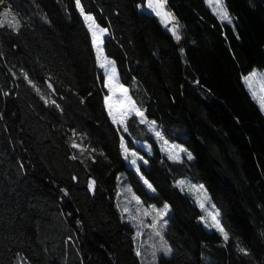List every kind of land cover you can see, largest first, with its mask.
I'll use <instances>...</instances> for the list:
<instances>
[{"label":"trees","instance_id":"1","mask_svg":"<svg viewBox=\"0 0 264 264\" xmlns=\"http://www.w3.org/2000/svg\"><path fill=\"white\" fill-rule=\"evenodd\" d=\"M127 1L134 11L145 2ZM79 2H3L18 27H0V264H141L133 227L118 209L120 172L143 203L168 204L171 254L155 264H264V112L243 80L264 68V0H222L231 24L206 0H165L158 31L178 42L171 10L184 60L172 70L160 46L144 41L155 73L149 79L135 78L141 53L127 2ZM95 23L107 30L100 51L89 27ZM107 57L146 117L130 116L122 134L97 69ZM151 121L191 154L187 165L167 157ZM122 136L146 158L139 172L153 193L126 166ZM133 141L149 143L152 153ZM182 172L205 187L227 242L206 228L202 210L176 184Z\"/></svg>","mask_w":264,"mask_h":264},{"label":"rangeland","instance_id":"2","mask_svg":"<svg viewBox=\"0 0 264 264\" xmlns=\"http://www.w3.org/2000/svg\"><path fill=\"white\" fill-rule=\"evenodd\" d=\"M125 1L129 5L127 6V11L129 12L128 27L136 43L138 44L141 53V57L138 58L141 67L135 74V78L149 79L155 77L151 59L146 54L144 49V41H147L150 44H158L161 48V58L167 64V66L172 70H180L181 64L184 60V56L181 50V26L172 11L169 10V13L172 17L171 20H173V24L176 27L175 29L177 31V34L180 37L178 42L174 43V45H170L169 40L160 31H158L156 22L158 20L157 18L165 14L163 11H168L169 9L165 0H152V3L154 5L153 8H149V0H145L143 5H138L135 8V11L132 9L128 1ZM206 2L212 12L217 15V11L219 10L217 0H206ZM221 3L223 5L222 0ZM156 4H159L160 6L155 7ZM5 11H8L7 17L4 16ZM157 13H159V15ZM80 14L82 15V12H80ZM14 24L18 27V21L16 17L9 11L4 3L0 4V27L6 26L8 28L16 30L17 27L14 28ZM91 28L92 33L93 31H95L96 38L98 41H100V38L102 37L100 29L101 27L96 24V26L92 25ZM105 35L106 32L104 33L103 38ZM108 59L111 60L110 58ZM112 61L113 60H111V62ZM106 62L107 59H102L99 67L97 68L98 71L103 75L104 79L103 86L106 92L104 103L107 97L108 99L106 100L105 104L106 110L113 125L119 129L121 134L124 132L126 133V121L130 116H136L138 121L141 122V117L137 116L134 112H128V110L132 107L133 104L137 109L139 108L131 98L128 91L126 93L124 92V89L127 88L119 82L118 76L116 77V69L114 72H106L105 68L101 67V64H105ZM254 70L257 73L264 74V68L253 69L243 77V80L245 82V85L247 86L248 92L258 104L260 110L264 112V107H262V105H264V91L260 89V78H254L253 82V88L257 91L259 100L253 97L252 90H250L248 83L244 79L245 77L249 76V74ZM109 105H111L112 115L109 114ZM113 116L117 121L116 123L113 122ZM144 119L146 121L145 115ZM120 121H123V123H121ZM151 130L152 133L157 136L156 133L159 131L156 130L155 127L151 128ZM121 138H123V136ZM157 138L162 144V150L170 160L176 161L179 157V160L187 165V162L184 159H189L188 153H186L181 143L164 139L161 133L159 136H157ZM133 142L135 146L141 149L148 156L152 153V148L149 143L141 141ZM120 150L126 166L131 168L135 172L146 191L148 193H153V189L149 188V184L145 183L144 178L139 172V167L141 165L147 167L148 163H145V161H147L146 158H144L141 153L129 149L124 138L123 147L122 139L120 140ZM141 157L143 159H141ZM133 161H135V163H133ZM181 181L183 183H180ZM176 184L178 185L180 190L183 193L187 194L191 198V200L202 210L200 221L206 226V228L217 230V228L214 226V222L212 221L211 216L209 215V213L215 214V211L211 207V205L213 204L211 203L205 187L201 183L196 181L190 173L186 174L183 172L177 176ZM117 185L118 209L123 215V219L133 227L136 250L141 264H155L158 257L170 256L171 251L166 253V249L170 248L164 237L169 207L167 208L166 214H164L163 216L160 215L161 211L164 209V206L168 204L165 203L161 206H156L153 204L143 203L141 199L133 192L124 172L119 173ZM201 185L203 186L202 189L199 187ZM205 195L208 197L207 200L205 199ZM201 203L205 204V208L200 207Z\"/></svg>","mask_w":264,"mask_h":264},{"label":"snow or ice","instance_id":"3","mask_svg":"<svg viewBox=\"0 0 264 264\" xmlns=\"http://www.w3.org/2000/svg\"><path fill=\"white\" fill-rule=\"evenodd\" d=\"M3 2H4V0H0V4H3ZM76 3H77V6L79 7V6H80V2H79V0H76ZM217 5H218V9H219V10L217 11V15H218L219 19H220L221 21H223V22H227V23L231 24V23H232V19H231L230 15H229L228 11L226 10V8L222 5L221 0H217ZM159 6H160L159 4H156V5H155V7H159ZM148 7H149V8H153V7H154V5H153V3H152V0H149ZM81 10H82V9H81ZM157 14L159 15V13H157ZM7 15H8V11H5V12H4V16L7 17ZM86 19H88V20H92V17H86ZM13 27L15 28V27H17V25L14 24ZM89 27L91 28L92 25L90 24ZM106 31H107L106 29L101 30V35H103V33L106 32ZM172 32H173V35L176 36V39L179 40L180 37H179V35L176 33V29H175V28L172 29ZM92 35H93V43H94L95 45H97L98 51H100V49H99V45L97 44L96 32L93 31ZM101 67H102V68H105V71H106V72H109V71L114 72V71H115L114 62L107 61L105 64H101ZM22 75L24 76V78H25L26 80H28V83L31 85V84H32V81H31L30 79H28V75H27V73H22ZM257 77L260 78V89H261L262 91H264V74L257 73V72L254 70L252 73L249 74V76L245 77L244 79H245V81L248 83V86H249L250 90H252V95H253V97L259 100V97L257 96V91L253 88L254 78H257ZM33 87H35V85H33ZM48 87L51 88V87H52L51 84H49ZM37 91H39V89H37ZM127 91H128L127 89H124V92H125V93H126ZM41 98H42V99H45L43 96H42ZM107 99H108V98L106 97V100H107ZM45 102H46V103L48 102L47 99H45ZM51 103H52V104H56V101H55V100H52ZM56 106L59 107V105H56ZM262 107H264V105H262ZM128 112H134L137 116L141 117V123H145V122H146L145 119H144V113H143L142 111H140L139 109H137V108L135 107L134 104H133L132 107L128 110ZM109 114L112 115L111 105H109ZM113 122H114V123L117 122L114 116H113ZM120 122L123 123V121H120ZM154 125H155V121L148 122V126H149V128H153ZM125 131H127L126 128H125ZM75 135H76V133L73 132V136H75ZM156 135L159 136L160 133L157 132ZM121 139H122V147H123V138H121ZM72 147H74V148H78L79 145H77L76 142L73 140V142H72ZM81 151H83V149H81ZM93 151H94V150H93ZM188 157H189V159H191V154H188ZM75 158H76V157L74 156L73 159H75ZM141 159H143V158L141 157ZM133 163H135V161H133ZM145 163H147V161H145ZM145 183H147V181H145ZM180 183H183V182L181 181ZM94 186H95V181H90L88 187L91 189V188H94ZM148 186H149V188H151V185H150V184H149ZM199 187H200L201 189L203 188L202 185L199 186ZM205 199H206V200L208 199V197H207L206 195H205ZM200 207H201V208H205V204H204V203H201ZM211 207H212L213 209H215V206H214V205H211ZM167 208H168V205H165V206H164V209H163V210L161 211V213H160L161 216H163L164 214H166ZM209 215L211 216V219H212V221L214 222V226L217 228V230H218L219 232H221V233L223 234L224 241L227 242V241L229 240V236H228V234L225 232L224 228H223L222 226H220V222H219V220L217 219V216H219V212L217 211V212H215V214L209 213ZM170 251H171V249H166V253H167V252H170ZM239 251H241L244 255H249L248 250L245 249V248H240ZM22 264H23V262H22Z\"/></svg>","mask_w":264,"mask_h":264},{"label":"bare ground","instance_id":"4","mask_svg":"<svg viewBox=\"0 0 264 264\" xmlns=\"http://www.w3.org/2000/svg\"><path fill=\"white\" fill-rule=\"evenodd\" d=\"M220 236V235H219ZM223 239V238H222Z\"/></svg>","mask_w":264,"mask_h":264}]
</instances>
